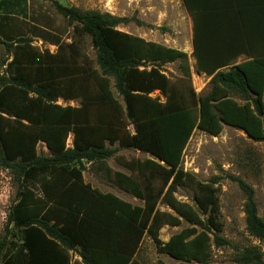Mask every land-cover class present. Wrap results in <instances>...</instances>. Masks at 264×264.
Here are the masks:
<instances>
[{
	"label": "trees",
	"instance_id": "16d2710c",
	"mask_svg": "<svg viewBox=\"0 0 264 264\" xmlns=\"http://www.w3.org/2000/svg\"><path fill=\"white\" fill-rule=\"evenodd\" d=\"M29 1L30 16L22 20L16 6ZM37 1L0 0V45L9 55L0 76V167L17 184L9 228L0 239V264H71V252L81 257L78 264H140L135 256L146 234L159 254L178 264H207L213 244H229L219 236L218 190L184 171L183 153L195 130L218 136L224 125L264 142V56L228 70L221 69L234 62L198 60V14L183 0L193 20L195 70L212 77L207 93L198 96L190 88L186 95L160 67L180 61L190 77L187 53L119 30L127 18L59 2L52 8L65 24L52 26L46 12L34 10ZM69 27L92 37L98 70L78 60L73 43L68 46L73 54L66 56L61 42ZM35 38L57 46L58 52H38L32 46ZM147 63L151 69H141ZM154 91L166 102L151 97ZM59 99H79L80 106L58 104ZM41 143L48 154L38 150ZM122 148L149 153L152 159L137 160L129 169L136 175L112 171L107 160ZM88 164L145 205L92 189L83 177ZM157 176L163 185L155 190ZM229 178L245 196L247 232L264 244L254 188L238 176ZM180 186L194 189L195 205L175 197ZM158 200L171 212L160 211ZM183 222L189 226L167 242L160 239L164 226ZM234 261L264 264V252L246 247Z\"/></svg>",
	"mask_w": 264,
	"mask_h": 264
},
{
	"label": "rangeland",
	"instance_id": "374dc122",
	"mask_svg": "<svg viewBox=\"0 0 264 264\" xmlns=\"http://www.w3.org/2000/svg\"><path fill=\"white\" fill-rule=\"evenodd\" d=\"M54 2L68 7H76L82 11H99L129 19L127 23L119 25L118 29L146 41L187 53L190 77L185 76L180 61L160 67L174 88L186 95L189 93V89L193 88L198 96L210 90L208 77L198 75L195 70L193 20L183 0H39L35 2L34 10L46 12L50 18L48 24L52 26L65 24L63 18L54 12L52 8ZM30 4V1L29 4L20 2L16 6V12L20 11L22 14L20 19L27 20L29 18L30 8H32V4ZM72 43L79 54L78 60L86 63L85 66L89 65L98 70L92 37L80 35L74 27H69L62 36L61 42L66 56L69 52L73 54V51L68 48ZM32 46L38 52L48 51L51 55L58 52L57 46L37 38L32 42ZM8 57L6 47L0 45V76L6 72L5 61H8ZM151 67L152 64L147 63L141 69L150 70ZM111 81L112 92L123 105L122 98L119 97L114 87V80L111 79ZM150 96L159 97L161 102H166V97L160 91H154ZM236 100L240 101L238 97ZM189 102H192L191 99ZM58 104L79 107L80 100L59 99ZM132 128L133 125L130 124L128 129L132 130ZM72 140L73 136L70 135L67 141L68 146H72ZM38 150L43 154L49 153L43 143L38 146ZM146 159H152L149 153L122 148L115 160H109V166L113 169H111L112 171L118 170L136 175L137 172H130L128 169L133 168L134 170L137 160ZM182 168L184 171L194 174L198 181L213 184L218 190L220 221L223 224V231L219 236L227 240L229 244L224 246L213 244L212 255L207 264H237L234 261L237 253L250 246H258L264 252V244L249 235L246 230L245 196L238 185L229 178L230 175L238 176L254 188L259 215L264 220V142H255L244 131L227 125H224L218 136H212L197 129L183 153ZM84 177L87 182L102 191L119 190L115 185L108 184L103 176L101 177L90 170L84 172ZM152 184L155 190H158L163 185L162 176H157ZM16 192L17 184L13 175L10 171L0 167V239L6 235L9 228L8 217L16 200ZM194 196V189L188 186H180L175 192V197L179 201L191 205H195ZM128 200L133 205H145L143 200L134 197H129ZM157 208L162 212H171L170 208L161 200H158ZM188 226L186 222H183L179 227L164 226L159 232V237L163 242H167L173 234ZM135 260L140 264L179 263L166 254H159L149 234L144 236Z\"/></svg>",
	"mask_w": 264,
	"mask_h": 264
},
{
	"label": "crops",
	"instance_id": "0c3cea01",
	"mask_svg": "<svg viewBox=\"0 0 264 264\" xmlns=\"http://www.w3.org/2000/svg\"><path fill=\"white\" fill-rule=\"evenodd\" d=\"M187 2L198 14V60L234 62L233 65L221 69L228 70L231 66L264 56V0H187ZM202 76L208 77L209 82L212 79L205 73ZM118 153L110 159L115 160ZM110 159L107 160L109 168ZM87 170L103 176L98 168H91L90 164L87 165ZM103 178L119 190L102 191L87 182L85 177L84 181L100 193L112 194L131 203L128 198L133 197L132 195L122 191L108 178L104 176ZM70 255L71 264L81 263L82 259L77 253L71 252Z\"/></svg>",
	"mask_w": 264,
	"mask_h": 264
},
{
	"label": "built area",
	"instance_id": "2783aa9c",
	"mask_svg": "<svg viewBox=\"0 0 264 264\" xmlns=\"http://www.w3.org/2000/svg\"><path fill=\"white\" fill-rule=\"evenodd\" d=\"M132 130H134V129L132 128Z\"/></svg>",
	"mask_w": 264,
	"mask_h": 264
},
{
	"label": "water",
	"instance_id": "95a60500",
	"mask_svg": "<svg viewBox=\"0 0 264 264\" xmlns=\"http://www.w3.org/2000/svg\"><path fill=\"white\" fill-rule=\"evenodd\" d=\"M164 163V162H163Z\"/></svg>",
	"mask_w": 264,
	"mask_h": 264
}]
</instances>
